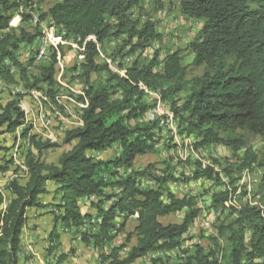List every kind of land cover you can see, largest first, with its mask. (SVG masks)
I'll use <instances>...</instances> for the list:
<instances>
[{
  "label": "trees",
  "instance_id": "trees-1",
  "mask_svg": "<svg viewBox=\"0 0 264 264\" xmlns=\"http://www.w3.org/2000/svg\"><path fill=\"white\" fill-rule=\"evenodd\" d=\"M141 3L142 0H60L41 15L78 47L82 58L78 77L85 99L79 95L76 100L86 101L87 106L80 112L82 126L66 131L63 143L71 149L60 156L57 164H45L41 157L44 151L58 146L31 137L32 149L25 154L26 180L15 178L9 182L6 204L0 194V264L20 263L21 236L28 212L47 206L51 208L54 229L49 234V258L45 264H70L65 254L51 258L59 247L58 227L70 230L85 225L89 230L82 241L99 252L96 264H134L151 252L179 246L200 214L194 201L167 195L169 203L165 204L160 199L161 191L140 189V177L149 176L167 184L170 176L165 171L155 176V166L116 179V169L131 168L136 158L149 154L158 157L161 151L178 148L156 122L148 118L139 122L154 105V94L156 102L165 105L170 111H164L177 122V134L196 139L192 141L196 143L193 151L220 145L232 152L233 162L227 168L217 160L208 166L188 161L193 167L192 179L210 180L219 188L211 196V207L220 213L228 208L235 218L218 225L207 247L194 246L183 264H264V208L248 203L239 209L229 207L238 193L236 176L253 165L264 170V0H179V12L184 18L203 22L198 37L187 48L192 65L204 68V72L191 81L187 80L180 50L161 56L155 54L157 49L148 63L139 59L138 53L163 40L153 23L132 19V11L140 9ZM21 6L15 0H0V81L18 84L26 93L44 92L56 104V51L50 62L40 66H34V58L25 65L19 61L21 47L33 45L39 35L10 28ZM111 41L120 43L117 54L132 56L129 65L119 66L124 76L110 72L107 64L97 63V46ZM158 64L162 67L156 71ZM30 69H34L33 74ZM187 89L190 92L186 98H176ZM21 91L10 94L9 100L0 105V135L15 136L22 128L20 136L25 143L31 129L22 127ZM238 132L260 139L263 152L259 159L252 152L241 154L247 143ZM160 142L162 147L157 144ZM113 147L119 149L113 158L89 156ZM12 149L0 141V152L4 154L0 157V173L8 172L12 164L8 153L11 155ZM215 167L229 178L230 193L221 190L223 183ZM21 171L16 168V172ZM50 184L55 186L52 202L43 204L41 197L49 194ZM244 195L245 188L240 196ZM91 197L95 200L87 201L88 205L81 202ZM182 211L184 217L179 224L164 226L159 222V218ZM117 213L123 215L121 222L117 221ZM133 216L136 226L126 235L124 244L104 252ZM98 218L97 225L92 223ZM132 238L136 243L130 246ZM123 249L127 252L120 255Z\"/></svg>",
  "mask_w": 264,
  "mask_h": 264
},
{
  "label": "rangeland",
  "instance_id": "rangeland-1",
  "mask_svg": "<svg viewBox=\"0 0 264 264\" xmlns=\"http://www.w3.org/2000/svg\"><path fill=\"white\" fill-rule=\"evenodd\" d=\"M15 1L21 2L22 6L16 13L15 17L12 19L10 23V28L14 30L23 28L33 34L35 32L39 33L33 45L21 47V50L19 52V61L23 65H25L30 60V58H34V66H40L47 62H50L53 56V51H56L57 53V68H59V66L60 68L58 69L59 71L56 76L57 86L53 88L56 104L51 102V99L46 96L44 92L33 90L29 93H26L24 91H21L20 86L18 84L6 85L2 81H0V105L4 104L7 100H9L10 94H15L20 91L22 92L23 100L20 106L22 110L28 112L27 117L24 113V119L26 121V124H29L28 126H31L32 128L30 130V135L33 134L37 142L49 141L58 146L56 148L44 151L41 160L45 164H57L60 156L71 149L69 145L63 143L65 133L66 131L77 127V124H79L78 122L80 118V112L83 110V108L80 107L79 102L76 100V97L80 95V92H83L82 83L80 82L78 77V74L80 73L79 68L82 62V58L78 55V53L80 52L78 47L71 43L73 41L71 39H64L63 31L56 29L53 24L50 23V20L48 18L43 20L40 18L41 15L51 7V5L60 0ZM132 13L133 20L139 18L141 23L147 21L153 23L156 31L160 35H162L163 40L160 44L157 42L158 48H156V50H158L155 52V54L159 53V55L162 56L168 51L173 52L176 50H180L182 51L183 65L186 69L187 80L191 81L194 78H199L202 76L204 68H196L192 65L191 55L187 47L189 43H191L198 37L203 22L199 20H191L184 18L179 12V0H142L140 9L134 10L132 11ZM33 16L38 19V25L36 26H34V22H29L30 18ZM43 29L49 32V41H52V43L55 44V47L50 44L46 46L47 55H45L44 59H42L41 61H36V52H38V50L43 47V35L40 33V31ZM61 41L65 42V44H61ZM154 43L151 44V47L149 48H154ZM117 44L111 41L103 47L97 46L101 54L99 55V58L97 57V63L106 64V61H110L111 70H108L120 76H124V70L119 66L120 64H123L124 66L129 65L130 61L132 60V56L129 57L126 54H123L122 57V55L117 54L119 50L118 48L120 47V43L118 45ZM138 54L140 56L139 59L143 63H148L152 60L154 51H151L148 56H143V54H145L144 51ZM135 57H137V54H135ZM157 61L160 62L159 60ZM161 67L162 65L158 64L156 67V71H159ZM13 73L18 79L17 70L14 69ZM29 73L33 74L34 69H30ZM43 87L46 88V86ZM189 92V89H187L186 91L178 94L176 98L182 101L188 96ZM60 108L62 110H60ZM166 109L168 110V112L170 111L168 108ZM40 110H42V112L45 113L47 117H52V112H54L55 110L58 113V118H54L55 120L52 121V125L48 129L44 128V126H42L40 122H37L38 124L36 123L34 128L32 127V123L36 121V117L39 114ZM20 129L21 128H19V130ZM176 130L177 122L175 120L174 133L170 129L162 130L164 133L168 132V136L174 140L176 147L178 146L176 150L169 149L166 151H161L158 157H156L154 154L140 156L136 158L135 164L143 169L148 166H155L154 170L152 171L155 176L162 175V172L164 171L167 173L168 176H170V179L165 185V188H162L160 182H158L155 186L156 188H159L161 186L157 190L162 192V199H167V195H171L177 199H192L196 207L200 210L198 218L189 227L187 233H185L180 239L179 245L182 247L183 251H180L179 247L171 249L172 251H174L178 248L179 253L183 252L184 254L189 255L190 252H193V247L196 245H200L203 247L208 246V238H210L211 236H215L216 228L218 227V225L222 223L227 224L235 218V214H229L228 208H226L224 213H220L219 211H216L213 207H211V205H209L211 196L218 193L219 188H214L213 194V192H210V188L204 186V184H197V186H194L197 181L192 179L191 171L193 167L189 164V162H200L203 165L208 166L212 164L214 160H217L218 162H220L223 168H227L226 166L228 164L230 165L233 161L231 150L224 147H222L219 155H214L211 157L203 155L201 151L195 150V148L194 153H190V151L185 148V144L188 143L187 138H189L190 142H196V139H193L189 136H180L177 134ZM238 134L244 136V138L246 139V151L252 152L259 159L263 152V146L261 144L260 139L257 137L250 136L245 132H238ZM20 139V132L18 134L16 133L15 136L9 133H3L2 135H0V141H2V144L5 147L10 148V150L13 148V146L17 145V141L19 142V145L21 144V150L25 149L24 142L22 141V139ZM195 144L196 143H193V145ZM30 149H32V147H30ZM21 150L18 154L21 153ZM183 150H186V152H181ZM118 152L119 149L113 147L112 149L105 152L89 153V156H93L96 159L106 160L113 158ZM3 155L4 154L0 152V157H3ZM8 155L10 160H12V164L9 166L7 173H0V194L3 196L4 204H6L10 198L9 192L7 190L9 182L15 178L21 179L23 181L27 178V175L25 173V154L21 158V164H14L16 158H18V155L12 156L9 153ZM225 159L229 162L226 163ZM16 168L20 169V171L22 170V173L16 172ZM215 169L218 171L216 167ZM248 170L250 171L251 178L253 181L250 182L248 180L249 183H242L239 182L241 178L239 179L238 183L235 184L237 186L235 188L239 190L235 199V204L229 205L228 203L229 207L231 208L236 207L235 209H239L244 203H248L249 205H251L247 200V198L249 197L248 184H250V187L252 188V191L254 193V202L257 206L264 208V182L262 181L264 170L262 168H257L254 165ZM136 172L138 171L136 170ZM228 172H231L230 169H228ZM218 178L220 180V183H223L221 190L225 189L226 192L230 193L231 188L228 187V184L230 183L229 178L223 173H221V179L220 177ZM198 181L206 180L201 179ZM210 182L211 185L215 187L214 182ZM186 184H191V187H188V185L186 186ZM50 185L55 188L54 185ZM243 188H245L246 196H240L241 190ZM154 190L157 191L156 189ZM51 198H53L52 195L48 198V201L46 202V198L42 196L41 201L43 204H50L49 202H52ZM81 202L88 205V203L86 201H83V199L81 200ZM50 210L51 208L49 206L39 210H30L28 212V221L25 226V229L27 230L42 232V235H40L42 238H36V240L33 241V243H31L30 245L32 246L33 251H35L34 247H37L38 243H40V245L38 246V251L41 253V258L44 259V264L45 259L49 256V234H51L54 229L52 226L54 221L51 213H49ZM48 214L49 216H47ZM183 217L184 211L177 214L169 215L167 217L159 218V222L164 226L170 224H179L181 223ZM117 221L121 222V217H119ZM92 223H95V225H97L96 223H98V221L96 222V219H94ZM135 226L136 221L130 219L126 224L124 231L118 234L114 233L116 234L115 240L111 245H107L105 247L104 252L109 253L112 247H118L121 244H124L126 235L128 233H132ZM83 230L84 229H82L81 226L78 228H70V230L58 227L57 231L59 232V234H61L59 235L58 240L59 247L51 258L56 255L54 257L55 260L60 254H65L68 257L70 264H96L98 261L99 252L95 250L91 244H86L82 241V236L86 232H88L89 229H87L86 227L85 230ZM135 243L136 239L132 238L130 246L134 245ZM25 251L30 254V257L33 258V252H31V248L29 245L26 246ZM125 252L127 251L123 249V252H121L120 255H122L123 253L125 254ZM163 258L164 257H162V259ZM151 259L152 258H150V256H146L142 258V261H136L135 264H176V262H178L177 257L173 261L170 259H168V261L167 259H165L164 261L159 260L158 258L152 260Z\"/></svg>",
  "mask_w": 264,
  "mask_h": 264
},
{
  "label": "built area",
  "instance_id": "built-area-1",
  "mask_svg": "<svg viewBox=\"0 0 264 264\" xmlns=\"http://www.w3.org/2000/svg\"><path fill=\"white\" fill-rule=\"evenodd\" d=\"M35 1V0H34ZM29 22H34V26L38 25V19H30ZM40 33L43 35V40H42V46L40 49H39V61H41L42 59H44L45 55H47V48L46 46H48L49 44L50 45H53V47H55V44L52 43V41H49V32H47L46 30H41ZM88 40H94V38H89ZM95 41V40H94ZM61 44H65V42L61 41ZM156 48H158V44H157V41H156V47L155 48H146L144 50V53L143 56H148L151 51H156ZM80 95L85 99L84 97V94L83 92H80ZM153 101H154V105L152 106L151 109H149V111L139 119V122H141L142 124V118H150L151 119V122H156L157 123V126H159V121H162V115H164V110H165V105H160L156 102V95L154 94L153 96ZM79 104H84V103H79ZM44 127H47V123H43ZM77 125H80L77 124ZM33 136V134L30 136V137H27L25 139V149L24 150H21V153L18 154V158H16V161L14 164H21V158L24 154H26V149H30L31 147V144H30V140H31V137ZM158 145H162V143H157ZM221 149H222V146L218 145V146H212V147H209V146H205L204 148H200V149H197L198 151H201L203 155H207L209 157L211 156H214V155H219L220 152H221ZM246 151L245 148H243L241 150V154H243L244 152ZM181 152H186V150H183ZM18 160V162H17ZM22 167V166H21ZM134 170H137L138 172H142L144 169L143 168H140L139 166H137L135 164V161H134ZM184 172V171H183ZM120 175H121V167H120ZM187 175V174H186ZM220 177H221V172H220ZM237 177V183L239 181L240 178H245V176L240 172L239 175L236 176ZM139 180V188L140 189H149V183L151 182V177H140L138 178ZM197 184H204V186H207L208 188H210V192H213L214 190V186L211 185V182L210 180H206V181H197L194 186H197ZM162 185V184H161ZM188 184H186L187 186ZM230 183L228 184V187H229ZM191 187V184L188 185V187ZM249 186V197L247 198L248 202L252 205V206H255L256 203L254 202V193L252 191V188L250 187V185L248 184ZM166 186L165 185H162V188H165ZM168 188V187H167ZM108 191V190H106ZM118 191V190H117ZM239 191V190H238ZM223 192H226V190H223ZM162 202H164L165 204H168L169 203V199H162V197L160 198ZM210 205V204H209ZM117 216L118 217H123L122 214L120 213H117ZM132 218H136V217H132ZM131 218V219H132ZM205 227H208V226H205ZM208 229V228H207ZM30 248H32V246L29 244ZM179 249L182 250V247L179 245L178 246ZM127 251V249H125ZM183 251V250H182ZM159 254H168L169 256H172L171 255V249H168V250H161V251H155L149 255H156L157 258L159 257ZM33 255H35V251H33ZM173 257V256H172Z\"/></svg>",
  "mask_w": 264,
  "mask_h": 264
},
{
  "label": "bare ground",
  "instance_id": "bare-ground-1",
  "mask_svg": "<svg viewBox=\"0 0 264 264\" xmlns=\"http://www.w3.org/2000/svg\"><path fill=\"white\" fill-rule=\"evenodd\" d=\"M22 10V9H21ZM30 19H36L35 18V16H33V17H31ZM154 48L156 47V43H155V45L153 46ZM99 55H101L100 54V50H99ZM35 59H36V61H39V50H38V52H36V55H35ZM104 60V59H103ZM106 64L109 66V68L111 69V67H110V61H106ZM112 64V63H111ZM60 65V64H59ZM59 68H60V66H59ZM58 68V69H59ZM59 71V70H58ZM60 73V72H59ZM56 76H57V74H56ZM61 76V75H60ZM52 105V104H51ZM86 106H87V104H86V101L84 102V104H80V107H82L83 109L84 108H86ZM24 107V106H23ZM22 107V108H23ZM54 110V109H53ZM22 111H24L23 113H25V116L27 117V115H28V112H26L25 110H22ZM29 111V110H28ZM58 113H57V111L55 110L54 112H52V117L50 116V117H47V115L45 114V113H43L42 112V110H40L39 111V114L37 115V117H36V121L35 122H33L32 123V127L34 128V126L36 125V123L37 122H40V124L42 125V126H44L43 125V123H47V127H44V128H46V129H48V128H50V126L52 125V121L53 120H55L54 118H58ZM33 120V119H32ZM32 120H30V121H32ZM143 120H147V118H143ZM29 121V122H30ZM79 123H80V125L78 126V127H80V126H82V122H81V120H80V118H79ZM38 124V123H37ZM29 125V124H28ZM27 124H26V121H25V119H24V126H26V127H29L30 129H32L31 128V126H28ZM23 126V127H24ZM159 127L160 128H164L165 130L166 129H170V130H172V132L174 133L175 131H174V122H173V118H172V114H170V113H168V112H166V111H164V115H162V121H159ZM163 129V130H164ZM21 130H22V128L19 130H17L16 131V133L18 134L19 132H21ZM31 135H30V133L27 135V137H30ZM26 139V138H25ZM186 139V138H185ZM188 140V143L187 144H185V148H187L188 149V151H190V153H194V151H193V143L192 142H190L189 141V138H187ZM21 140V139H20ZM18 141H19V139H18ZM17 141V145L16 146H14V148L12 149V156H16V155H18V153H19V151L21 150V144L19 145V142ZM23 144V143H22ZM184 144V143H183ZM24 146H25V143H24ZM157 147H159V146H157V145H155V148H157ZM28 149H26V151H27ZM183 158V157H182ZM133 165H134V163H133ZM23 168H24V165H23ZM26 169V168H25ZM134 172H136V170H134V167L132 166L131 168H129V169H127V168H121V175H120V168H118V169H116V173H117V175H116V179L117 178H122V177H126V176H128V175H130V174H132V173H134ZM243 175L245 176V178H241L242 179V183H249V181L250 182H252L253 180H252V178H251V174H250V172H249V170L248 169H245V170H243ZM246 176H247V178H246ZM247 179V180H246ZM155 180V179H154ZM153 179H151V182L149 183V189H159V188H156L155 186L157 185V182H155ZM249 180V181H248ZM255 181V180H254ZM250 185V184H249ZM254 186V185H253ZM249 187V186H248ZM112 190V189H111ZM109 191V190H108ZM114 191H116V190H114ZM159 191V190H158ZM86 202L87 201H89V200H95V198L94 197H91L90 199H87V198H85L84 199ZM88 203V202H87ZM233 204H235V200H233V199H231V201H230V205H233ZM237 206H238V204H237ZM240 206V205H239ZM236 208V207H235ZM133 219H136V218H133ZM98 221V223L100 222V218H98L97 220H96V222ZM82 229H84L85 230V228H86V226L85 225H83L82 227H81ZM83 230V231H84ZM26 248V247H25ZM32 251V250H31ZM23 255V254H22ZM171 255L173 256H169L168 254H159V257H158V259L159 260H162V261H164L165 259H167V261H168V259H170V260H174V259H176V257L179 259H177V261L178 262H176V264H183L184 262H185V260H186V258L188 257V255L187 254H184V253H179V249L177 248L176 250H174V251H172L171 250ZM150 256V258H152V259H155V258H157V256L156 255H148L147 257H149ZM22 257V256H21ZM162 257H164L163 259H162ZM151 259V260H152ZM151 262V261H150Z\"/></svg>",
  "mask_w": 264,
  "mask_h": 264
},
{
  "label": "crops",
  "instance_id": "crops-1",
  "mask_svg": "<svg viewBox=\"0 0 264 264\" xmlns=\"http://www.w3.org/2000/svg\"><path fill=\"white\" fill-rule=\"evenodd\" d=\"M79 123V122H78ZM79 125H77V127H78ZM52 190H54V188H53V186H49L48 187V191H49V193L50 194H48V195H44L43 197L44 198H46L45 200H46V202L48 201V198L52 195ZM214 193V192H213ZM52 199V198H51ZM50 203V202H49ZM47 216H49V214L47 215ZM133 219V218H132ZM133 220H136V219H133ZM52 226H53V228H54V222H53V224H52ZM29 227V226H28ZM29 229V228H28ZM58 232V231H57ZM58 234H59V232H58ZM40 235H42V232H40V231H32V230H27V229H23V233H22V236H21V250H20V259H21V261H20V263L19 264H44V259H42L41 258V253L38 251L39 250V245H40V243H38V245H37V247H34V250H35V255H32L33 256V258L32 257H30V254H28L25 250H26V246L27 245H29V244H31V243H33V241H35L36 240V238H42ZM59 235H61V234H59ZM39 236V237H38ZM31 252H33V248H31ZM193 250H194V247H193ZM192 251V250H191ZM31 252H29V253H31ZM158 252V251H157ZM151 253H153V252H151ZM151 253H149V254H151ZM191 253L192 252H190L189 253V255H191ZM23 254V255H22ZM148 254V255H149ZM147 255V256H148ZM22 256V257H21ZM28 258H27V257ZM138 261H142V258L141 259H139V260H137V262ZM136 263V262H135ZM134 263V264H135Z\"/></svg>",
  "mask_w": 264,
  "mask_h": 264
}]
</instances>
